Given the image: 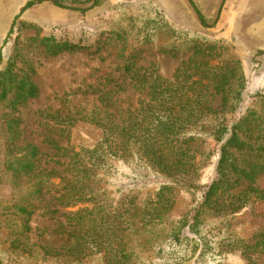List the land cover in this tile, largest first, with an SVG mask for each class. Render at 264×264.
Instances as JSON below:
<instances>
[{
	"label": "rangeland",
	"instance_id": "rangeland-1",
	"mask_svg": "<svg viewBox=\"0 0 264 264\" xmlns=\"http://www.w3.org/2000/svg\"><path fill=\"white\" fill-rule=\"evenodd\" d=\"M29 1L0 0L3 62L13 58L21 74L28 75L39 88V95L23 105L5 103L0 107V264H67L62 258L44 256L41 246L48 242L61 245L70 229L64 216L47 210L91 205L67 209L59 204L57 197L65 191L62 176L68 174L59 156L61 150L51 148L46 137L63 147L96 142L101 135L94 125L67 119L72 126L60 130L66 125L61 122L63 117L78 118L81 107L98 105L99 89L127 77L121 67L131 56L138 66L153 64L162 76L171 78L182 61L192 56L195 43H218L223 52L219 58L240 61L245 75L241 114L253 95L264 91V0H193L206 25L189 0H97L96 5L94 0H60L64 6L42 0L26 7ZM48 42L76 43L89 50L51 55L46 50ZM136 99L129 87L119 93L117 105L125 110ZM49 113L57 114L56 122L50 121ZM13 116L20 122L19 137L12 142L7 122ZM50 124L55 125L51 130ZM30 145L39 148L38 160L31 159ZM219 146L208 139L211 155L199 186L174 190V204L163 220L130 242L140 253L137 264H249L226 238L247 240L260 231L264 200L252 198L228 217L206 211L198 231L189 234L195 240V253L190 243L177 244L169 236L172 226L193 211L216 178ZM33 162L35 166L25 169ZM101 178L106 201L114 206L124 200L125 205H140L165 179L137 160H115L113 167L101 172ZM256 185L264 190V175ZM21 206L33 212L28 239L21 237ZM185 232L189 233L188 228ZM257 256L258 264H264V255ZM85 261L104 264L99 255Z\"/></svg>",
	"mask_w": 264,
	"mask_h": 264
},
{
	"label": "trees",
	"instance_id": "trees-1",
	"mask_svg": "<svg viewBox=\"0 0 264 264\" xmlns=\"http://www.w3.org/2000/svg\"><path fill=\"white\" fill-rule=\"evenodd\" d=\"M41 1H29L26 7ZM52 1L64 6L60 0ZM189 1L206 25L199 8ZM45 44L51 55L89 50L76 43ZM221 49L218 43H195L192 56L182 61L171 78L162 76L153 64L138 66L131 56L121 67L127 77L123 75L112 87L99 89L98 105L93 109L81 107L78 118L63 117L61 122L66 125L60 130L72 126L67 119L80 120L94 125L101 137L90 145L66 147L46 137L51 148L61 150L59 156L68 174L62 176L65 191L57 197L59 204L67 209L91 206L47 210L64 216L70 229L61 245L48 242L41 246L44 256L62 258L67 264H88L85 260L96 255L104 264H137L140 253L130 242L163 220L174 204V190L199 186L211 155L206 147L208 139L220 143L217 176L193 211L172 226L169 236L177 244L190 243L192 248L195 240L189 234L198 231L206 211L215 217H228L252 198L264 200V190L256 185L264 175V91L254 94L249 107L240 114L245 75L240 61L219 58ZM20 71L13 58L4 63L0 52V107L5 103L17 107L39 95L35 82ZM129 87L137 95L136 103L122 110L117 105L119 93ZM47 115L56 122L57 114ZM19 122L15 116L7 122L9 141L19 137ZM54 126L48 127L51 130ZM30 147L31 159L38 160L39 148ZM115 160H137L162 175L164 182L140 205H125L124 200L114 206L106 201L107 190L100 181L101 172L113 167ZM33 166L34 162L29 163L25 169ZM18 210L23 216L21 237L28 239L33 212L27 206ZM226 239L241 250L249 264H258L257 255H264V227L247 240Z\"/></svg>",
	"mask_w": 264,
	"mask_h": 264
}]
</instances>
